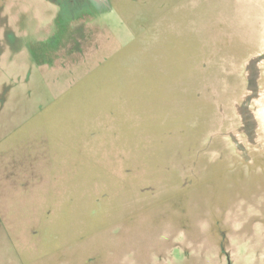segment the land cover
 <instances>
[{
    "label": "rangeland",
    "instance_id": "rangeland-1",
    "mask_svg": "<svg viewBox=\"0 0 264 264\" xmlns=\"http://www.w3.org/2000/svg\"><path fill=\"white\" fill-rule=\"evenodd\" d=\"M110 1L54 48L0 4V264H264V0Z\"/></svg>",
    "mask_w": 264,
    "mask_h": 264
},
{
    "label": "flooded vegetation",
    "instance_id": "flooded-vegetation-1",
    "mask_svg": "<svg viewBox=\"0 0 264 264\" xmlns=\"http://www.w3.org/2000/svg\"><path fill=\"white\" fill-rule=\"evenodd\" d=\"M2 2L3 0L0 1V4ZM3 3L6 13L31 14L36 24L40 22L39 18L34 17L37 9L54 13L48 16V22H46V26H50L51 30L43 33L45 35L41 38L51 48L60 46L62 43L84 41L86 24L93 21L97 12L102 14L106 9L112 7L110 0H4ZM15 23L16 21L9 17L0 18V29L4 30L5 34L6 30L13 28ZM73 30L75 31L73 32ZM81 30L85 31L84 34ZM88 37L90 38V35ZM37 39L40 37L37 36ZM245 76L247 83L241 99L242 104L235 106L237 109L244 106L245 110L241 115L243 116L241 128L244 129L247 138L250 140L255 135L258 126L254 120L252 108H259L264 100V83L261 81L262 76H264V42L260 49L247 59Z\"/></svg>",
    "mask_w": 264,
    "mask_h": 264
}]
</instances>
